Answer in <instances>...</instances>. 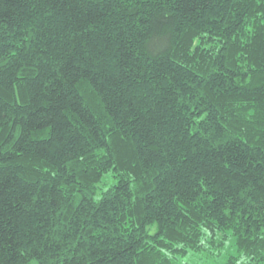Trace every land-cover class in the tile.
Returning <instances> with one entry per match:
<instances>
[{
  "label": "trees",
  "instance_id": "16d2710c",
  "mask_svg": "<svg viewBox=\"0 0 264 264\" xmlns=\"http://www.w3.org/2000/svg\"><path fill=\"white\" fill-rule=\"evenodd\" d=\"M0 264H264V0H0Z\"/></svg>",
  "mask_w": 264,
  "mask_h": 264
},
{
  "label": "rangeland",
  "instance_id": "374dc122",
  "mask_svg": "<svg viewBox=\"0 0 264 264\" xmlns=\"http://www.w3.org/2000/svg\"><path fill=\"white\" fill-rule=\"evenodd\" d=\"M107 181H108V178H107Z\"/></svg>",
  "mask_w": 264,
  "mask_h": 264
}]
</instances>
